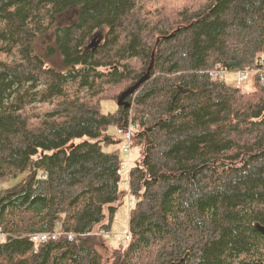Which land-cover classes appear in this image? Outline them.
I'll return each mask as SVG.
<instances>
[{
    "label": "trees",
    "instance_id": "16d2710c",
    "mask_svg": "<svg viewBox=\"0 0 264 264\" xmlns=\"http://www.w3.org/2000/svg\"><path fill=\"white\" fill-rule=\"evenodd\" d=\"M263 68L264 0H0V264H264Z\"/></svg>",
    "mask_w": 264,
    "mask_h": 264
},
{
    "label": "rangeland",
    "instance_id": "374dc122",
    "mask_svg": "<svg viewBox=\"0 0 264 264\" xmlns=\"http://www.w3.org/2000/svg\"><path fill=\"white\" fill-rule=\"evenodd\" d=\"M104 28H106V30H107V27H104ZM103 36H104V32H99L91 41H93V42L102 41ZM47 41H48L47 38H44V39L41 38L40 39L38 44H40L41 49H42L43 45H46L45 42H47ZM48 65L53 66L57 69L62 68L61 63H60V59L58 56H55L50 62L48 61ZM253 75H254V73H249V80L247 79V81L244 83L245 86L243 84V86L241 87L244 91H249V90L254 89V82H253L254 77H253ZM223 79L226 80L227 82L232 83L235 80V76L233 74H227L224 76ZM117 107H118V102L116 103L114 101H112V102L104 101L102 103V112L103 113L113 112L117 109ZM109 134L112 135L115 140H120L119 146H121L122 138L117 133V129L114 127L110 128ZM132 144H133V146H132V152H131L130 156L132 157L133 161H136L142 157L143 149L141 148V146L138 143H136L135 140H133ZM119 146H114V147L111 146L109 149L112 150V149H115L116 147L119 148ZM122 157H123V153H122ZM28 174H29V172H25V173L21 174L18 178L9 180V182H7V183H1L0 182V189H6V188L12 187V186L20 183L24 178L27 177ZM44 177H45V174L42 171L37 172V179H41ZM104 215H105V218L102 221V223H107L109 221L108 209L104 210ZM127 227H128L127 196H124L122 198L121 205L118 206V208L114 214V217L112 220L111 232H112V234H115L116 236H120L121 234H123L127 230ZM117 238H119V237H117ZM117 238L108 237L107 238L108 244L114 246L115 243H117V240H118Z\"/></svg>",
    "mask_w": 264,
    "mask_h": 264
},
{
    "label": "built area",
    "instance_id": "2783aa9c",
    "mask_svg": "<svg viewBox=\"0 0 264 264\" xmlns=\"http://www.w3.org/2000/svg\"><path fill=\"white\" fill-rule=\"evenodd\" d=\"M223 71L222 70H214L212 72V76H220L221 73ZM237 78H238V84L242 85L246 82L247 80V75L243 72H238L237 74ZM137 130V126L133 123H130L122 128L118 129V133L122 136L123 138V144H122V150L126 153V154H130L131 151V144H132V139H133V135L134 132ZM125 168H130V165L127 164L123 167ZM123 170L121 169L119 171L120 174H122ZM121 184L124 185V187L127 190L128 193V205L129 207L134 205V199H132L131 195H130V187H131V181L129 177H126L125 179H122ZM60 236V234L58 233H54L52 235L44 233V234H34L31 236V240L34 244L39 245V244H43V243H47L50 240H57V238ZM86 236L85 234H70L68 236V239L70 241L77 239V237H84ZM5 238V234L2 231V228L0 227V242L3 241ZM128 240V237L126 238ZM121 243L124 244V242L121 240Z\"/></svg>",
    "mask_w": 264,
    "mask_h": 264
},
{
    "label": "water",
    "instance_id": "95a60500",
    "mask_svg": "<svg viewBox=\"0 0 264 264\" xmlns=\"http://www.w3.org/2000/svg\"><path fill=\"white\" fill-rule=\"evenodd\" d=\"M136 88V87H135ZM126 93H128V94H130V93H132V90H128V92H126ZM125 95H127V94H122V96H120V98L118 99V105H120L121 104V102H124V98H125ZM256 228L258 229V231L260 232V233H262L263 235H264V225H257L256 226Z\"/></svg>",
    "mask_w": 264,
    "mask_h": 264
},
{
    "label": "bare ground",
    "instance_id": "6f19581e",
    "mask_svg": "<svg viewBox=\"0 0 264 264\" xmlns=\"http://www.w3.org/2000/svg\"><path fill=\"white\" fill-rule=\"evenodd\" d=\"M255 68V67H254ZM258 68V67H257ZM256 69V68H255ZM264 69V68H263ZM258 73V72H257ZM263 73V72H262ZM255 75V74H254ZM223 82V81H222ZM253 82H254V79H253ZM254 85H255V82H254ZM255 87V86H254ZM254 92V91H253ZM138 124V123H137ZM130 169V168H129ZM49 234V233H47ZM51 234V233H50ZM53 234V233H52ZM64 235V234H63Z\"/></svg>",
    "mask_w": 264,
    "mask_h": 264
}]
</instances>
